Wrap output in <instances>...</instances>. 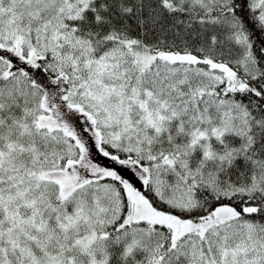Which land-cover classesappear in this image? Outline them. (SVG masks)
Masks as SVG:
<instances>
[{
	"label": "snow or ice",
	"instance_id": "snow-or-ice-1",
	"mask_svg": "<svg viewBox=\"0 0 264 264\" xmlns=\"http://www.w3.org/2000/svg\"><path fill=\"white\" fill-rule=\"evenodd\" d=\"M0 264H264V0H0Z\"/></svg>",
	"mask_w": 264,
	"mask_h": 264
}]
</instances>
